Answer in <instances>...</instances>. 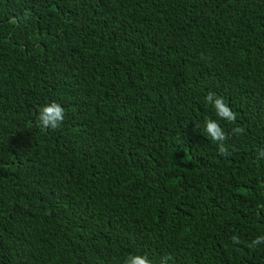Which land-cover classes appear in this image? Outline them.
<instances>
[{
	"label": "trees",
	"instance_id": "1",
	"mask_svg": "<svg viewBox=\"0 0 264 264\" xmlns=\"http://www.w3.org/2000/svg\"><path fill=\"white\" fill-rule=\"evenodd\" d=\"M261 152L264 0H0V264H264Z\"/></svg>",
	"mask_w": 264,
	"mask_h": 264
},
{
	"label": "clouds",
	"instance_id": "2",
	"mask_svg": "<svg viewBox=\"0 0 264 264\" xmlns=\"http://www.w3.org/2000/svg\"><path fill=\"white\" fill-rule=\"evenodd\" d=\"M205 59H207V57H205ZM204 101L212 107L216 117L231 124L236 123L237 113L233 111L222 96L213 91H209L204 96ZM64 118V107L53 100L37 107L35 123L41 130H56L60 128ZM203 127L207 136L217 144L218 153L221 156L229 154V149L224 143V141L228 139V136L217 120L205 117ZM232 132L233 134L242 133L243 129L237 126L232 129ZM260 155L264 157V152H261ZM230 239L234 244L241 243L239 236L235 234L232 235ZM260 244H264V235L256 236L247 246L250 249H254ZM172 259L173 257L168 255L167 257L161 258L159 264H168V261ZM122 264H154V262L145 254L130 253L123 259Z\"/></svg>",
	"mask_w": 264,
	"mask_h": 264
}]
</instances>
